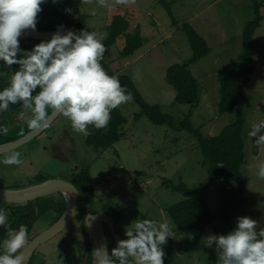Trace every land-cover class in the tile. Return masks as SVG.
Instances as JSON below:
<instances>
[{
  "label": "rangeland",
  "instance_id": "374dc122",
  "mask_svg": "<svg viewBox=\"0 0 264 264\" xmlns=\"http://www.w3.org/2000/svg\"><path fill=\"white\" fill-rule=\"evenodd\" d=\"M164 1L169 4L168 8L158 0H128L127 4L109 0L110 7H101L97 0H58L57 3L48 0L44 10L46 16L51 14V21L57 11L65 8L73 9L69 14L71 20L86 14L90 32L102 37L103 43L113 18L124 17L130 28L107 49L102 65L105 64L114 74L130 76L147 104L160 106L162 112L177 124L190 115L191 124L204 137L217 136L236 116L235 110L219 114L221 96L217 75L225 66L243 59V33L247 24L257 16L253 2ZM260 13L263 21L254 35L253 50L258 65L252 82L245 87L243 138L246 161L242 168L246 181L245 195L224 215L220 211L221 185L207 191L204 199L215 222L203 234L196 237L182 234L168 213L170 207L188 198L185 193L173 190L174 185L185 184L201 192L209 180L208 170L202 166L203 156L197 139L185 129L172 130L167 125L154 124L134 101L117 107L127 120L120 141L99 152L88 146V135L73 130L71 122L61 115L39 138L15 150L21 153V165L0 163V188L22 189L32 183L54 179L71 182L74 174L88 169L96 185L94 196L79 200L80 206L83 203L87 209L88 216L105 212L114 219L116 232L124 238L126 227L136 219L168 222L173 235L164 245V264H211L218 256L215 248L207 244L205 238L208 235L227 234L235 228L239 216L256 220L258 231L264 228V179L256 175L255 167H249L264 162V146L259 147L257 156L253 155L254 137L251 140L247 135L253 124L264 120V5ZM38 18L37 29H46L48 23H42L44 18L41 15ZM186 24L191 25L210 48L206 57L189 66L199 83L200 103L197 106L176 103V92L166 79L169 67L188 63L192 57L183 29ZM136 28H140L146 43L132 57L120 59L126 36ZM21 42L28 43L31 49L41 41L21 38ZM4 71L8 75L0 77V90L9 85L10 76L15 72L12 66ZM12 118L7 120L9 132L0 137V144L16 140L32 130L19 116ZM93 129L89 126V132ZM59 198L55 196V199ZM56 220L57 217L48 214L37 224L34 234L47 230ZM107 238L111 252L116 245L110 235L107 234ZM80 248L85 254L82 225L74 219L63 233L37 249L31 264H44L49 257V264H86L81 258ZM66 249L69 251L67 256Z\"/></svg>",
  "mask_w": 264,
  "mask_h": 264
},
{
  "label": "clouds",
  "instance_id": "9594fccd",
  "mask_svg": "<svg viewBox=\"0 0 264 264\" xmlns=\"http://www.w3.org/2000/svg\"><path fill=\"white\" fill-rule=\"evenodd\" d=\"M48 0H0V77L5 68L18 65L9 85L0 90V113L10 105L21 104L19 118L32 130L47 129L51 115L61 114L71 127L85 136L89 126L106 128L111 111L132 99L118 76L109 75L101 61L106 47L96 32L86 28L73 30L61 24L49 40H42L30 50L22 49L21 38L37 31L41 5ZM58 0H52L57 3ZM101 7H110L109 0H97ZM127 4L128 0H116ZM72 14V8H65ZM39 89V91H37ZM35 93V94H33ZM7 126L0 125V135H7ZM257 147L264 146V120L253 124L247 132ZM253 141V140H252ZM5 165H21V153L11 152L0 159ZM220 167H223L221 165ZM255 167L264 179V162ZM10 212L0 207V228L6 236L0 239V264H28L29 240L26 225L18 230L8 223ZM88 223L95 219L89 215ZM249 216H239L233 230L224 235L210 234L205 239L214 247L218 264H264V228ZM168 222L136 219L126 227L125 239L108 251L106 245L93 250V264H164V245L172 237Z\"/></svg>",
  "mask_w": 264,
  "mask_h": 264
},
{
  "label": "trees",
  "instance_id": "16d2710c",
  "mask_svg": "<svg viewBox=\"0 0 264 264\" xmlns=\"http://www.w3.org/2000/svg\"><path fill=\"white\" fill-rule=\"evenodd\" d=\"M158 1L163 3L167 8L169 7V4L164 0ZM252 2L257 16L252 22L247 24L243 33V59L239 63L225 66L219 70L217 75L221 96L219 114H225L232 110L236 111L234 121L226 126L217 136L211 138L204 137L200 130L195 129L191 124L190 115L187 116L181 124H177L171 116L162 112L160 106H151L147 104L130 76L114 74L103 64V67L109 75L119 77L121 85L126 86L127 91L132 95L130 101H134L139 105L144 115L151 122L156 125H167L172 130L185 129L195 137L199 143L203 156L202 166L208 170L209 180L201 192L185 184L174 185L173 190L185 193L188 198L168 209V213L177 229L188 237H196L203 234L215 222V217L204 199V195L211 188L218 184L221 185L222 208L220 211L224 215H227L231 207L238 204L245 195L246 181L242 172V168L246 161L243 138V130L245 127V87L252 82V76L258 65V62L253 57V50L255 48L254 35L262 25L263 16L260 11L262 5H264V2L260 3L257 0H252ZM41 7L43 11L39 13V15L43 17L46 15V12L44 7ZM62 14L63 21L51 25L49 30H57V26L63 24L68 29L80 30L86 28L90 31V28L86 24L87 16L82 15L77 20H68L64 11ZM176 23L177 22L174 21L175 25ZM129 28L130 24L124 17L115 16L107 27L108 37L104 42L106 51L110 46L115 44ZM183 29L192 49V57L188 63L175 64L169 67L166 73V79L176 92V103L197 106L200 103V88L198 80L192 74L189 66L196 64L206 57L210 52V48L207 41L196 32L191 25L186 24ZM146 41V38H144L140 32V28H136L135 32L126 36L125 47L120 52V59L132 57ZM20 46L22 49L30 50L29 44L26 42L20 41ZM105 56L106 52L104 57ZM12 67L17 71L19 66L13 65ZM37 91H39V89H37ZM20 111H22L21 104L10 105L8 111L0 113V125L5 126L7 117L10 114L20 113ZM49 113L51 114L52 110ZM126 123L127 120L122 115L120 109H113L111 111V119L106 128H95L89 132L87 137L88 146L98 152L101 149L104 150L113 147L122 138V128ZM255 139L254 137L253 142ZM11 141L14 140L4 142L7 143ZM258 154L259 147L254 144L253 155L257 156ZM221 165H223V167H220ZM42 182L43 181L32 183L28 187L38 185ZM71 183L76 187L79 193L77 203L78 210L75 219L82 225L86 264H93L92 252L94 246L86 224V217H88L89 213L83 206V203L80 206L79 200L93 198L96 185L93 184L88 169L74 174ZM56 195L60 197L59 200L55 199ZM66 205V200L62 194H54L24 205H12L0 202V207L10 212L8 223L12 228L18 230L20 225L27 226L29 241L40 234H34L39 222H42L43 219L47 218L48 214H51L57 217V220L52 224L54 225L64 214ZM3 236H6V230L0 228V238ZM33 257L29 264L32 263ZM211 264H218V259L212 260Z\"/></svg>",
  "mask_w": 264,
  "mask_h": 264
},
{
  "label": "water",
  "instance_id": "95a60500",
  "mask_svg": "<svg viewBox=\"0 0 264 264\" xmlns=\"http://www.w3.org/2000/svg\"><path fill=\"white\" fill-rule=\"evenodd\" d=\"M55 31L56 30H37L36 32H29L26 35V38L36 41L49 40ZM50 115V126H52L55 121L61 116V114L51 113ZM50 126L48 128H50ZM47 129L31 130L24 136L14 141L0 144V157L9 152L15 151L20 147L27 145L31 141L39 138ZM54 194H62L64 196L67 204L66 210L62 217L54 225H52L46 231L36 235L32 240L29 241L30 258L28 260V264L38 248L63 233L73 222L78 210V190L71 182L57 179L44 181L38 185L31 186L25 189L6 190L0 188V202L12 205H24ZM67 194L70 196V199L67 198ZM91 216H94L95 219L88 223L87 218L86 224L93 241L94 249L106 245L108 251L110 252L107 234L110 235L115 245H117V242L119 240L125 239L123 236L119 235L116 232L114 219L111 218L108 214H106L105 212H101L98 214H93ZM105 228L107 229V231Z\"/></svg>",
  "mask_w": 264,
  "mask_h": 264
},
{
  "label": "crops",
  "instance_id": "0c3cea01",
  "mask_svg": "<svg viewBox=\"0 0 264 264\" xmlns=\"http://www.w3.org/2000/svg\"><path fill=\"white\" fill-rule=\"evenodd\" d=\"M41 6H43V7H47V4L45 3V4H42ZM63 10H59V11H57L54 15H53V18H54V20L53 21H51V20H49V16L51 15L50 13H48L47 15H49V16H43L42 18H44V20L42 21V23H48V25L49 26H51V25H54V24H57V23H60L61 21H63ZM65 16L67 17V19L68 20H71V15H69V14H67V13H65ZM85 16H87L86 14H85ZM38 17H39V15H38ZM79 17H75V19H73V20H77ZM87 18H88V16H87ZM39 19V18H38ZM45 26V28L46 29H37V30H44V31H48L49 29H48V27L49 26ZM89 27V26H88ZM90 28V27H89ZM33 41H36V40H33ZM13 116V118L12 119H15V118H17L18 116H19V113L18 114H12V115H9V117H7V119H6V123H5V126L7 125V120L10 118V117H12ZM15 125H19V124H15ZM2 135H0V137H1ZM1 143H5V142H1ZM66 237H71V235H66ZM79 252H80V255H81V258L83 259V261H86V259L84 258L85 256V254H84V250L82 249V248H80V250H79ZM67 254H69V251L66 249V252H65V255L67 256ZM50 257L44 262V264H49L50 263ZM49 261V262H48Z\"/></svg>",
  "mask_w": 264,
  "mask_h": 264
},
{
  "label": "bare ground",
  "instance_id": "6f19581e",
  "mask_svg": "<svg viewBox=\"0 0 264 264\" xmlns=\"http://www.w3.org/2000/svg\"><path fill=\"white\" fill-rule=\"evenodd\" d=\"M66 196H67L68 199H70V196L68 194Z\"/></svg>",
  "mask_w": 264,
  "mask_h": 264
},
{
  "label": "flooded vegetation",
  "instance_id": "af4514ba",
  "mask_svg": "<svg viewBox=\"0 0 264 264\" xmlns=\"http://www.w3.org/2000/svg\"><path fill=\"white\" fill-rule=\"evenodd\" d=\"M106 227V226H105Z\"/></svg>",
  "mask_w": 264,
  "mask_h": 264
}]
</instances>
